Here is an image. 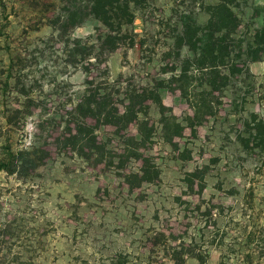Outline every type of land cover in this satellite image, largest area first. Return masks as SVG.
Here are the masks:
<instances>
[{"label":"rangeland","instance_id":"rangeland-1","mask_svg":"<svg viewBox=\"0 0 264 264\" xmlns=\"http://www.w3.org/2000/svg\"><path fill=\"white\" fill-rule=\"evenodd\" d=\"M218 1L241 23L213 70L181 39ZM64 12L0 0V162L18 158L0 172V264H264V147L239 141L264 119L248 51L264 0H141L111 53L93 19L55 31ZM88 96L103 116L78 110Z\"/></svg>","mask_w":264,"mask_h":264},{"label":"trees","instance_id":"trees-1","mask_svg":"<svg viewBox=\"0 0 264 264\" xmlns=\"http://www.w3.org/2000/svg\"><path fill=\"white\" fill-rule=\"evenodd\" d=\"M63 2H65V12L51 21L54 30L64 35L69 30L81 27L87 19H93L106 30L104 36L100 37L99 46L101 49L104 45L109 46L108 52L111 53L117 48L123 29L133 33L131 28L136 20L135 9L141 0H63ZM228 2L218 1L209 6V19L205 25H200L195 20L183 21L184 34L181 42H185L201 67L208 66L213 70L217 69L220 65H226L227 58L230 57L223 42L240 27L241 21ZM252 40L251 46L248 47V51L253 54L252 61H264V23L255 31ZM87 60L93 59L88 58ZM94 60L97 59L94 58ZM234 69L235 67L232 71ZM157 101L161 112H164L165 108L161 100L157 98ZM94 102V96H88L77 108L86 116H103L104 105L94 106ZM133 111L132 109L128 111V114H132V119L136 117ZM8 120L10 122V119ZM246 124L245 134L248 136H240V145L249 148L253 144L250 149L263 148L264 119L252 115ZM180 133V127H176V134L180 135ZM17 159L14 154L9 153L8 159L0 162V172H14ZM24 163L33 165L34 160L26 159ZM13 166H15L14 169Z\"/></svg>","mask_w":264,"mask_h":264}]
</instances>
